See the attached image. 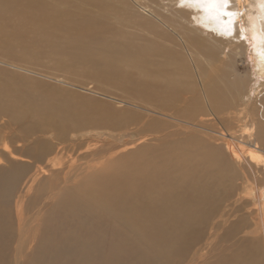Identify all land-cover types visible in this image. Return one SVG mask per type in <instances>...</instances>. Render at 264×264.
<instances>
[{"label": "bare ground", "instance_id": "bare-ground-1", "mask_svg": "<svg viewBox=\"0 0 264 264\" xmlns=\"http://www.w3.org/2000/svg\"><path fill=\"white\" fill-rule=\"evenodd\" d=\"M93 1L82 0L86 11L93 12ZM154 1L160 5L163 0ZM169 1L184 2V8L176 9V24L148 8L152 5L146 7L155 27L163 32L157 33L154 27L151 35H155L147 40L150 45L145 51L120 33L112 49L124 52V43L129 41L132 50L141 49L136 54L149 56L160 67L159 62L168 63L171 55L156 57L155 49L169 43L165 36L175 40L177 53L173 55L186 59V64L181 60L174 72L161 66L163 79L169 81H159L161 85H154L140 99L145 105L165 106L168 115L164 110H149L121 100L153 118L170 119L169 126L145 119L138 126L133 123L132 131L116 135L102 130L80 132L79 136L72 133L58 142L57 152L78 147L81 153H71L65 161L57 162L55 157H46L52 147L44 146V152L34 156L40 163L33 172L23 163L27 158L9 151L4 143L0 148V264H7L14 239L7 209L13 197L19 195L23 202L34 188L37 191L32 199L38 208L30 219L39 221L40 232L32 234V247L26 250L22 231L12 264H106L104 243H109L106 248L110 252L139 242L136 252L144 258L131 259L138 262L133 264H264V0H229L227 6ZM126 2L97 0L96 14L115 22L128 21ZM187 24L197 31L202 26L214 30L213 39L235 42L249 56L253 67L250 82L233 98L217 94L216 79H221L223 70L232 83L236 66H228L220 54L218 59L215 54L203 53L202 44L193 38L195 34L190 35L192 26ZM196 82L199 90L192 89ZM169 83L170 93L165 90ZM233 83L243 87L240 80ZM199 95L201 109L196 100ZM180 96L191 104L184 115L172 110ZM53 118L51 115L35 123L52 140L57 139L55 132L63 124ZM152 121L159 124L155 129ZM84 135L94 140L84 141ZM110 137L115 143L109 142ZM17 161V169L12 168ZM44 206L48 210L41 213ZM21 212L22 207L19 215ZM44 217L48 218L46 224L42 223ZM108 226L111 240L104 237ZM120 237L122 245L115 241Z\"/></svg>", "mask_w": 264, "mask_h": 264}, {"label": "rangeland", "instance_id": "rangeland-1", "mask_svg": "<svg viewBox=\"0 0 264 264\" xmlns=\"http://www.w3.org/2000/svg\"><path fill=\"white\" fill-rule=\"evenodd\" d=\"M96 1H93V12H91L85 10L82 0H0V148L5 143L9 151L12 150L26 157L23 163H28L26 166L31 172L40 163L34 156L43 153L44 146L52 147V151L46 157H55L57 162L65 161L71 153L74 155L81 153L82 150L78 147L69 148L63 153L57 152L58 142L72 136V133L79 136L80 132L102 130L116 135L124 130L132 131L133 123L137 122L138 126V123L145 119H155L163 127L169 126L170 119L162 116L153 118L147 111L135 109L121 100L149 110L158 112L164 110L168 115L169 111L167 112L165 106L155 103L145 105L140 99L141 95H148L151 87L161 85L159 81L162 84L169 81L163 79L161 66L174 72L175 66L180 64L181 60L183 65L186 64V59L173 55L177 53L175 51L177 47L173 46L175 40L165 36L166 40H170L169 43L155 49L156 57L171 55L168 63L159 62L160 67L156 65V60L150 59L149 56L136 54L140 53L141 49L137 47L132 50L129 41L124 43L127 48L124 52H114L112 49L117 46L120 36H128V39L141 44L145 51L150 45L147 40L155 35L151 33L155 32L157 25L154 18L148 15V8L158 10L157 12L164 17L168 16L167 18L172 19L176 24V19L179 20L176 9L184 8V2L163 0L160 5H156V1L152 3V0H137V2L126 0L127 8L124 15L128 21L115 22L106 15H100L99 12L96 14ZM119 5L121 8L122 4ZM147 6L151 7L146 8ZM192 23L197 27L201 26L197 22ZM188 25L192 26L191 24L186 26ZM194 29L192 26L193 32L190 35H196L193 38L199 40L198 44H202L203 53L215 54L218 59L220 54V59L228 63V66L231 64L233 68L236 66L237 75L230 78L232 83L227 81L223 70H220L221 79H216L217 94L233 98L237 91L242 90L244 85L250 82L253 67L249 56L244 53V48L236 46L235 42H219L220 40L213 39L216 34L214 30L208 31L210 28L202 26V30ZM156 30L157 33L163 32L160 28ZM117 33L121 35L118 36ZM154 41L158 46L156 36ZM249 44V47H253L252 43ZM221 49H223L222 53ZM223 68L227 67L224 65ZM185 79L192 81L191 77ZM237 80L242 82L243 87L233 83ZM171 82L174 83L172 80ZM168 85L169 88L165 90L170 93L172 87L170 83ZM192 89L199 90L198 82L193 83ZM179 99L172 110L181 111L184 115L191 104L186 103L183 96ZM196 100L198 108L201 109L202 96L199 95ZM51 115L52 118L55 116L54 120L63 123L61 130L55 132L57 139L54 140L47 137L48 134L35 125L37 121L50 118ZM156 122H151L153 129L159 125ZM74 130L79 132L76 133ZM81 138L87 141L94 140L93 137L85 135ZM109 142L115 143L111 137ZM65 143L68 144L69 140ZM13 164L12 168L17 169L15 165H18L19 161ZM35 191H37L35 188L30 191L23 202L21 196L16 195L9 205L11 208L7 209L8 226L11 227L14 235L7 264H12V254L15 255L17 238L22 231L24 237L26 236L24 238L27 242L26 250L32 247L33 241L30 240L32 234L35 231L38 234L40 232L39 221L34 223L30 219L38 208L35 206L36 200L32 199ZM21 207L22 212L19 215ZM44 207V212L41 213L48 210L47 206ZM47 222L48 218L44 217L42 223ZM107 230L104 235L105 240H111L113 237L110 232L111 226H108ZM115 241H119L122 245V237ZM135 241L139 242L138 239ZM108 246L109 243L103 245L106 264H121V257H124L121 259L124 260L123 264L138 263L131 262V259L140 261L144 258L141 253L136 252L141 246L140 242L131 247H120L122 251L112 249L108 252ZM113 251H117L115 257ZM111 252H113L112 257L108 259ZM127 258L129 261H126Z\"/></svg>", "mask_w": 264, "mask_h": 264}, {"label": "snow or ice", "instance_id": "snow-or-ice-1", "mask_svg": "<svg viewBox=\"0 0 264 264\" xmlns=\"http://www.w3.org/2000/svg\"><path fill=\"white\" fill-rule=\"evenodd\" d=\"M193 3L210 4V5H224L227 6L229 0H191ZM224 15H231V13H223Z\"/></svg>", "mask_w": 264, "mask_h": 264}]
</instances>
